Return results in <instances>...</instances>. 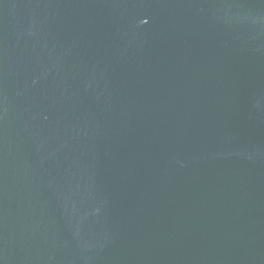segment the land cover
<instances>
[{"label":"water","instance_id":"95a60500","mask_svg":"<svg viewBox=\"0 0 264 264\" xmlns=\"http://www.w3.org/2000/svg\"><path fill=\"white\" fill-rule=\"evenodd\" d=\"M0 264H264V0H0Z\"/></svg>","mask_w":264,"mask_h":264}]
</instances>
